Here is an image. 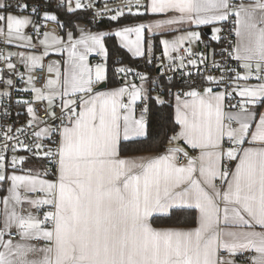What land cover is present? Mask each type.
Here are the masks:
<instances>
[{"label":"snow or ice","instance_id":"1","mask_svg":"<svg viewBox=\"0 0 264 264\" xmlns=\"http://www.w3.org/2000/svg\"><path fill=\"white\" fill-rule=\"evenodd\" d=\"M91 7L0 0V43L32 50L0 49V105L10 106L14 90L33 97L16 101L26 106V125L0 133V264H264V0H126L118 9L105 5L112 21L125 9L162 18L112 32L73 27L69 14ZM207 25L215 41L234 34L221 51L237 68L213 59L219 77L197 82L183 72L188 79L173 92L172 77L163 84L120 60V83L108 87L105 37L151 65L146 33L182 31L159 40L168 61L159 67L175 72L207 65L192 50L201 34L191 30ZM51 53L61 59L45 65ZM92 55L102 62L90 64ZM15 77L28 87L17 89ZM157 88L175 100L160 125H170L166 147L152 144L149 132L150 102L170 103L152 96ZM9 115L5 107L0 118ZM28 136L32 144L21 139ZM18 148L30 156L9 159ZM30 159L38 166L25 168Z\"/></svg>","mask_w":264,"mask_h":264},{"label":"built area","instance_id":"2","mask_svg":"<svg viewBox=\"0 0 264 264\" xmlns=\"http://www.w3.org/2000/svg\"><path fill=\"white\" fill-rule=\"evenodd\" d=\"M9 2H11V0H9ZM126 0H83V3L85 4H91L92 7L91 8H84V9H80L77 11H81V12H86L90 18L94 21L97 22H101L103 20H111L110 16L114 14V12L111 11H106L105 10V5H107V9H118L120 7H122L125 4ZM124 16H131L127 13V9H125V15ZM28 35H34L32 28H29L27 31ZM224 35L227 37V39L222 40V41H215L212 39L211 36L209 37H205L204 39H202V42H196L192 45V50L194 53L199 54V53H203L206 57H208V63L207 65H197V67H192L189 66L187 68L184 69H179L175 72L169 71L167 69L161 68L160 73H162L163 75H160L159 73H157V70L160 68L159 65L161 64V61L163 60V63L166 65L168 63V61L166 59H163L162 57V51L159 52V54L156 55V57L153 58V63L151 65H146L145 61L142 62V64L144 66H147L149 69L154 70V75L150 78L152 79H159V78H166V80L168 81V77H172V81L171 82H178L182 84V87H180L179 89H172L173 92L176 91H180L183 89L184 87V81L188 79V77H185L182 75L183 72H191L192 73V79L199 82L202 78L203 75H214L219 77V75L221 74L218 71H214L211 68V62L214 59L216 62L224 64L225 62L227 63V65L229 67L232 68H237V64L238 62H236L235 60H231L228 59L227 61H225L226 58V53L222 55V49L223 48H227L228 47V41L229 40H234V34L233 35H228L227 31H225ZM36 41V39H34ZM12 45H5L0 43V49H3L5 53L7 52H11L12 49ZM182 53H174V55H180ZM120 58L116 60V67L121 66L120 64ZM13 62L17 64V68L19 70V72L25 73V80L27 79V73L25 70V67L20 64L19 62L16 61V59L13 57ZM102 62V57L96 55L93 59V63H99ZM177 63H179V61H177ZM0 67H3L2 63H0ZM240 70V69H238ZM37 76H42V75H47L46 73V69L44 72H37L36 73ZM119 80L121 79V76L119 74H117ZM8 76H5L4 79H7ZM134 77L129 75L127 80L128 82H132ZM16 80V87L17 89L19 88H24V87H28V85H26L25 83H22L19 81L18 77L14 78ZM137 82V81H136ZM43 83L44 81L41 80L39 81V83L37 84V87H43ZM138 83V82H137ZM4 87L3 84H0V89H2ZM186 90V89H184ZM221 90H223V88H221ZM230 90V89H229ZM162 90H158L157 94L162 95ZM32 94L30 93H25V92H18V91H13V94L11 96V104L9 105H0V113L3 112L4 108L7 107L10 115L7 118H0V133H2L3 131H6L7 128L10 126L13 128V132H15L16 128H21L24 125H26L28 119H30L29 115L27 114V109L26 106L23 104H18L16 103V101L18 99L20 100H32ZM238 99V98H237ZM233 103H235L236 101L233 100ZM34 107L37 109V115L43 119L44 118V107L45 105L42 103L37 102ZM18 114V115H17ZM35 130H39V129H35ZM16 135H19V133H15ZM21 139H24L26 143L32 144L34 141V137L28 136V137H21ZM3 140V136L0 135V141ZM41 143H44L47 146H52L49 144V142L45 139L42 141H39ZM9 143H13V142H9ZM17 155V156H30V153L25 152L22 149H17V151L15 153H8V157L9 159H11V155ZM29 161H33L36 163L35 160L30 159ZM29 162H26L24 164V167H28L26 166ZM37 165V164H36Z\"/></svg>","mask_w":264,"mask_h":264},{"label":"trees","instance_id":"3","mask_svg":"<svg viewBox=\"0 0 264 264\" xmlns=\"http://www.w3.org/2000/svg\"><path fill=\"white\" fill-rule=\"evenodd\" d=\"M72 18V26L75 27L78 24L84 25L88 28H90L93 32H112L115 31L118 27L124 26V25H130L133 23H137L140 20V17H133V16H123L119 19V21H112V20H103L101 22L94 21L90 18V16L86 12L77 11L76 13L69 14ZM68 17L60 14V20L61 22H64L67 20ZM68 29H60L61 35H64V32ZM152 43L154 45V52H153V58L156 57L159 52H161V45L159 43V40L161 39L158 36L151 37ZM15 45V44H14ZM13 45V46H14ZM105 46L108 49L109 52V60H108V86L114 87L117 86L120 83V80L115 74V68L116 67V60L121 59L123 62V65H126L128 67H131L141 73H145L152 77L155 73L154 70L149 69L147 66H144L142 62L144 61L143 58H133L130 54H128L124 49L120 48L118 41L114 36H107L105 37ZM12 49H15V46L12 47ZM13 51V50H12ZM11 51V52H12ZM119 52V57H115L113 54ZM95 57V56H94ZM92 58V62L93 59ZM133 78L132 80H134ZM158 82H162L163 84H169V81L166 80V78H159L155 79ZM138 83L139 81L136 80ZM135 81V82H136ZM176 85V87L172 89H179L182 87L181 83L178 82H171ZM160 88H157L156 91L152 92V96H157V91ZM161 90V89H160ZM162 98L166 101H170V103H167L165 105H158L154 101L150 102V108L152 111V118L150 121V128L149 132L152 135V144L154 145H163L167 146V136L171 135V132L168 131V128L170 125H168L165 128H161L160 125L165 123L166 118L174 112L175 107V101L172 97L168 96L167 94L162 93ZM29 163L27 166H32L35 162L28 161ZM36 164V163H35Z\"/></svg>","mask_w":264,"mask_h":264},{"label":"crops","instance_id":"4","mask_svg":"<svg viewBox=\"0 0 264 264\" xmlns=\"http://www.w3.org/2000/svg\"><path fill=\"white\" fill-rule=\"evenodd\" d=\"M246 2H247V0H246ZM160 18H162V17H158V16H154L153 14H146V15H144V16H142V17H140V20L138 21V22H144V23H151L153 20H155V19H160ZM185 27H187V26H185ZM212 27L213 26H211V25H207V26H192V28H191V30H194V31H197V32H199L200 34H201V40L202 39H204L205 37H209V36H213V32H212ZM87 29H89L90 30V28H88V27H86ZM211 29V33L209 34V35H206V33H205V30H207V29ZM59 31H60V29H59ZM61 33V32H60ZM182 34V31H177V32H171V33H167L166 35H164L163 37H161L158 33H146V35L147 36H149V37H153V36H158V37H160V38H166V39H173V38H175V37H177V36H179V35H181ZM77 35H78V33H77ZM116 38V37H115ZM116 40L118 41V38H116ZM118 44H119V41H118ZM152 45H153V43H152ZM13 46V45H12ZM15 46V48H17V46L16 45H14ZM13 46V47H14ZM153 49H154V45H153ZM14 50V49H13ZM125 50V49H124ZM14 51H16V49L14 50ZM126 52H127V50H125ZM161 51H162V45H161ZM153 52H154V50H153ZM128 53V52H127ZM128 54H130L131 55V53H128ZM94 56H96V55H92L91 57H90V60H89V62H90V64H92V65H95L93 62H92V58L94 57ZM132 56V55H131ZM133 57V56H132ZM133 58H136V57H133ZM50 59H54V58H50ZM52 62V60L50 61V63ZM45 64L46 63H48V60H45V62H44ZM21 64V63H20ZM23 65V64H22ZM47 65V64H46ZM24 66V65H23ZM109 87V86H108ZM175 101V100H174ZM38 165H36L35 163L34 164H32V166H28V168L29 167H37Z\"/></svg>","mask_w":264,"mask_h":264},{"label":"rangeland","instance_id":"5","mask_svg":"<svg viewBox=\"0 0 264 264\" xmlns=\"http://www.w3.org/2000/svg\"><path fill=\"white\" fill-rule=\"evenodd\" d=\"M35 19V18H34ZM78 25H80V26H82V27H86V26H84V25H81V24H78ZM52 27L53 28H55V22H52ZM29 28H31V27H28L27 29H25V32L27 33V31H28V29ZM56 31L57 32H59V34L61 35V33H60V31H59V29H56ZM78 33V32H77ZM63 36V35H62ZM33 43H37V41H35V40H33ZM14 45V44H13ZM16 49V51H14ZM12 52H19V51H32L31 49H22V48H15ZM15 59H16V61L17 62H19L18 61V59L16 58V57H14ZM50 58H54V59H50ZM61 59V57L58 55V54H55V53H51L48 57H46L45 58V60H48V63H50V61L52 60V62H55V61H57V60H60ZM89 60H90V58H89ZM45 62V61H44ZM51 62V63H52ZM48 63H46V64H48ZM45 64V65H46ZM27 166V165H26ZM26 168H28V167H26Z\"/></svg>","mask_w":264,"mask_h":264},{"label":"water","instance_id":"6","mask_svg":"<svg viewBox=\"0 0 264 264\" xmlns=\"http://www.w3.org/2000/svg\"><path fill=\"white\" fill-rule=\"evenodd\" d=\"M205 33H206V35H209L211 33V29L209 28V29L205 30ZM160 71H161V68H159L157 70V73H160Z\"/></svg>","mask_w":264,"mask_h":264}]
</instances>
